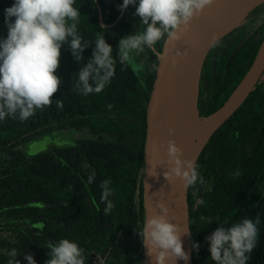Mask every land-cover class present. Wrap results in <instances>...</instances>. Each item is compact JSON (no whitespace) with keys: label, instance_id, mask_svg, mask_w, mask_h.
<instances>
[{"label":"trees","instance_id":"16d2710c","mask_svg":"<svg viewBox=\"0 0 264 264\" xmlns=\"http://www.w3.org/2000/svg\"><path fill=\"white\" fill-rule=\"evenodd\" d=\"M97 2L103 23H113L122 0ZM13 3L0 0V27L5 25L4 9ZM76 6L84 39L94 40L101 31L114 49V57L119 40L138 27L133 6L110 28L100 26L94 0H77ZM263 36L264 1L220 38L222 47L208 51L200 70L206 74L200 81L206 83L205 88L198 90L200 118L217 110L231 94L250 67ZM6 37L7 31L0 33V39ZM162 44L137 55L138 72L127 61L122 65L117 59L111 82L102 92L87 96L73 91L72 76L91 57L92 47L82 53L84 60L78 66L65 46L56 73L62 84L51 98L53 103L26 121H0V264H6V250L11 248L32 254L36 264H44L47 242L64 238L85 249L86 264H92L91 250L103 254L108 248L106 264H145L144 248L134 228L144 218L142 175L140 179L138 175L143 174L146 106L154 77L150 67L157 63L154 52ZM60 99L62 108L55 103ZM70 131L76 136L67 145L50 140L46 149L34 155L24 150L35 138L64 141L58 133ZM85 162L97 166L87 170L82 166ZM196 163L205 183L198 186V198L191 189L187 192L190 241L199 245L198 250L192 249V264H211L205 237L218 225L243 218L260 220L248 264H264V70L248 97L209 138ZM93 170L94 182L88 184ZM237 171L239 175H235ZM105 179L111 180L114 190L109 197L114 208L107 215L99 187ZM136 181L140 185L134 201ZM82 194L97 207L82 209L80 205L87 203ZM18 259L27 264L23 255Z\"/></svg>","mask_w":264,"mask_h":264},{"label":"clouds","instance_id":"9594fccd","mask_svg":"<svg viewBox=\"0 0 264 264\" xmlns=\"http://www.w3.org/2000/svg\"><path fill=\"white\" fill-rule=\"evenodd\" d=\"M76 3L77 0H14L11 7L4 9L7 37L0 39V121H26L38 110L53 103L51 98L62 84L56 73L60 67L61 49L65 46L78 66L84 60L82 53L92 47L91 57L72 76V88L85 96L98 94L114 77L117 59L123 65L133 55L144 53L146 49L154 51L161 41L166 45L179 41L189 31L190 23L210 8L215 0H122L119 10L123 12L133 6L140 27L119 40L116 57L101 31L96 33L94 40L84 39L80 31L81 14ZM220 43V39L213 34L209 46L215 48ZM172 63L174 67L176 61ZM150 70L158 71V65L153 62ZM55 103L62 108L61 99ZM173 134L174 129H169V135ZM151 148L157 154V163H148L151 167L146 170L147 175L157 176L156 169L159 167L163 169V179L170 186L179 182L183 190L191 189L193 197L198 198V186L205 183L199 165L184 159L182 149L174 140H169L166 148L156 143ZM94 179L93 170L87 183H93ZM110 185V179L101 181L99 185L106 215L114 208L109 200L114 194ZM198 202L204 203L202 199ZM155 208L158 213L146 215L141 224L134 227L149 264H177L178 261L187 264L190 257L183 249L182 237L191 238V231L187 226L181 228L172 222L166 203L156 202ZM200 219L212 224L206 217ZM259 224V218H243L233 224L218 225L205 237L208 261L211 264H248L250 253L257 243ZM45 248L48 258L44 264H86L85 249L75 241L67 238L49 241ZM191 248L198 250L199 245L193 243ZM6 255V264H20L18 257L21 255L27 264H36L32 254H24L16 248L6 250Z\"/></svg>","mask_w":264,"mask_h":264},{"label":"water","instance_id":"95a60500","mask_svg":"<svg viewBox=\"0 0 264 264\" xmlns=\"http://www.w3.org/2000/svg\"><path fill=\"white\" fill-rule=\"evenodd\" d=\"M98 12V22L102 28L113 27L122 17L120 11L116 20L104 24L97 0H94ZM264 0H215L199 18L189 25V31L172 44H162L159 52H154L159 70L154 71L153 83L146 106V131L143 145V208L144 217L158 213L156 202H163L170 209L172 222L189 229L187 191L179 182L169 185L162 175L163 169L157 168V176L147 175V169L157 163V154L152 151V144L166 148L169 140H174L182 149L183 158L197 161V158L212 134L239 108L259 80L264 70V36L255 57L231 94L224 103L207 116L199 117L197 98L199 76L203 61L211 49L209 41L213 34L219 39L230 29L238 25L246 14ZM246 8L243 17L232 26H227V19L238 9ZM179 53V55H177ZM173 60L176 61L173 67ZM191 106V117L187 112ZM169 129L174 134L169 135ZM147 154V155H146ZM163 153L161 152V155ZM183 249L189 255L187 264H192L190 238L182 237ZM144 263L149 259L143 251ZM177 264H185L178 261Z\"/></svg>","mask_w":264,"mask_h":264},{"label":"rangeland","instance_id":"374dc122","mask_svg":"<svg viewBox=\"0 0 264 264\" xmlns=\"http://www.w3.org/2000/svg\"><path fill=\"white\" fill-rule=\"evenodd\" d=\"M137 25L138 27L135 29H132L133 33L140 27V20L139 17L137 18ZM7 31V27L5 25H3L2 27H0V33L2 32H6ZM137 55H133L127 62L130 65V67L133 69V71L138 72L139 69L137 67V61H136ZM64 133H66L65 131H63ZM60 138H62L64 141H59L58 139H54L52 137H42V138H35L31 141H29L28 143L25 144L24 146V150L28 155H34L40 151H43L44 149H46V145H48V143L50 142V140H52L53 144H61V145H67L70 143V139H73L76 134H74V132L70 131L69 134H62L61 132L58 133Z\"/></svg>","mask_w":264,"mask_h":264},{"label":"flooded vegetation","instance_id":"af4514ba","mask_svg":"<svg viewBox=\"0 0 264 264\" xmlns=\"http://www.w3.org/2000/svg\"><path fill=\"white\" fill-rule=\"evenodd\" d=\"M220 47H222V44H220ZM221 52H222V50H221ZM209 53V52H208ZM218 52L216 51L214 54L216 55ZM214 55V56H215ZM205 60V59H204ZM214 60H212V62H213ZM204 62V61H203ZM201 75L202 76H206V74L205 73H203L202 71H201V73H200V76H199V87H200V89L202 88V89H204L205 88V85H206V83L203 81V79H202V84H200V81H201ZM198 94H199V92H198ZM198 100V99H197ZM51 146V145H50ZM56 146H58V145H56ZM131 160H136L135 159V157H131L130 158ZM85 165H87V167H85ZM94 163H89V162H85V163H83V167H84V169H87V170H89L90 168H95V166H97V165H95ZM133 166V164L131 163L130 164V167H132ZM142 172V171H141ZM140 175H142V177H141V181H140V183H142V178H143V174L142 173H139V175H138V178L140 179ZM140 183L138 182V181H136V188H135V200L134 201H136L137 200V195H138V190H139V185H140ZM142 186H143V183H142ZM143 190V189H142ZM84 197H85V201L87 202V203H85V204H81L80 205V207L83 209L86 205H88L89 207H97L96 206V204L93 202V199L91 198V201H90V199L86 196V195H84V194H82ZM143 198V197H142ZM136 205H138V204H136ZM134 207H138V206H135V204H134ZM85 210V209H84ZM91 251H93V250H91ZM110 248H108L107 250H106V252L105 253H103L102 255H104V257H105V264H106V262L108 261V258H109V256H110Z\"/></svg>","mask_w":264,"mask_h":264},{"label":"bare ground","instance_id":"6f19581e","mask_svg":"<svg viewBox=\"0 0 264 264\" xmlns=\"http://www.w3.org/2000/svg\"><path fill=\"white\" fill-rule=\"evenodd\" d=\"M245 11H246V8L238 9L235 12H233L232 15L229 17V19H227L228 23L226 24V27L232 26L239 19H241L243 17V14L245 13ZM187 112H188L189 117H191V106L189 104L187 106Z\"/></svg>","mask_w":264,"mask_h":264},{"label":"built area","instance_id":"2783aa9c","mask_svg":"<svg viewBox=\"0 0 264 264\" xmlns=\"http://www.w3.org/2000/svg\"><path fill=\"white\" fill-rule=\"evenodd\" d=\"M91 262L92 264H105V257L102 254L91 251Z\"/></svg>","mask_w":264,"mask_h":264}]
</instances>
